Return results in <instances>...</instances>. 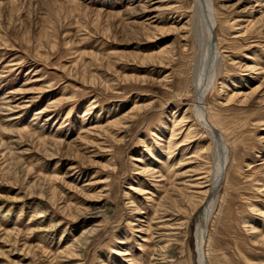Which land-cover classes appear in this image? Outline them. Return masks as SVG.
Returning a JSON list of instances; mask_svg holds the SVG:
<instances>
[{"label":"rangeland","instance_id":"1","mask_svg":"<svg viewBox=\"0 0 264 264\" xmlns=\"http://www.w3.org/2000/svg\"><path fill=\"white\" fill-rule=\"evenodd\" d=\"M212 4L221 60L202 106L230 165L206 264H264V0ZM195 10L0 0V264H163V243L165 264H199L194 216L160 224L200 200L184 173L211 167L192 114Z\"/></svg>","mask_w":264,"mask_h":264},{"label":"bare ground","instance_id":"2","mask_svg":"<svg viewBox=\"0 0 264 264\" xmlns=\"http://www.w3.org/2000/svg\"><path fill=\"white\" fill-rule=\"evenodd\" d=\"M194 3H195V8L197 9L195 10V14H196L195 24L196 25H195L194 31L196 33V36H195L196 38L199 32L198 37L200 39V43L198 46L200 50H199V53L194 57L193 66H192L193 67L192 68V73H193V81H192L193 85L192 86H193V94H194L192 114L197 117V121L200 124L199 127L201 126V128H203L205 135L209 138L208 152L206 154L207 158H205V162L208 161L211 167L209 171H204L205 169L203 165H201V167L195 170L184 173L185 175L183 178L184 179L188 178V180L185 179L184 185H187L188 183L187 189L198 190V192H195L193 193V195L192 194L191 195H192V198H196L200 200L199 202H193V207L191 208L188 205L186 209L183 210L185 213L183 211L181 212L176 211L177 216H181L183 219H178L177 220L178 222L172 224V222H174L173 218L176 216L172 213L171 216L166 215L164 217L166 218L165 221L161 222L160 224H162V227H164L166 230L179 232L182 230H186L188 220L192 216H194V220L197 225L195 238L197 242L199 264H204L206 262V256H207L205 252V244H206V238H207V225L210 219V215L212 214L213 209L215 207L214 205H215V201L217 200L216 199L217 192L221 186V182L224 178V175L226 174L225 172H227V168L230 165V160L228 159V153L225 148V145L223 144V141H224L222 138L223 135L221 136V133L218 131L217 128L215 129L213 125L207 123L205 115H204V108L202 106L204 102L205 93L207 92L209 87L214 86L217 80V71L219 70L220 60H221L220 56H218L217 54L218 52L216 51L215 41L214 43H210L209 41L211 35H213L214 37V34H213V31H214L213 4H212V0H194ZM198 9L201 10V13L197 12L199 11ZM198 13L201 14L200 21H199L200 17H198L199 15ZM204 68L206 69V75L205 73H203V71L205 70ZM191 132L192 130H188L187 133L184 135L183 142L177 143L176 145H174V143L172 144V140H175L173 138L179 134H175L176 132L171 134V138H170L171 140L169 141L170 142L169 150H171L170 152L171 154L173 152L174 147L182 149L185 146L184 143L190 142V139H193L194 135L191 134ZM199 155H202V153ZM186 164L187 163H183V165H186ZM232 175H233V171H231V174L229 175L230 178L232 177ZM190 178H193V179H190ZM167 244L168 243H163L162 245L160 244L161 246L159 247L157 251L158 255H162L161 253H163L161 261H160V262H163V264H165L164 261L167 260L166 258L169 257L167 256L168 254H166L169 252L168 251L169 245ZM170 244H173V243L170 242ZM68 249L70 250L73 249V246L69 247Z\"/></svg>","mask_w":264,"mask_h":264},{"label":"water","instance_id":"3","mask_svg":"<svg viewBox=\"0 0 264 264\" xmlns=\"http://www.w3.org/2000/svg\"><path fill=\"white\" fill-rule=\"evenodd\" d=\"M199 11L198 12H200L201 13V10L200 9H198ZM210 43H214V37H213V35H211V37H210ZM204 264H206V262L204 263Z\"/></svg>","mask_w":264,"mask_h":264}]
</instances>
